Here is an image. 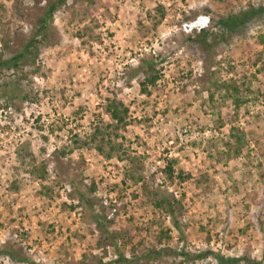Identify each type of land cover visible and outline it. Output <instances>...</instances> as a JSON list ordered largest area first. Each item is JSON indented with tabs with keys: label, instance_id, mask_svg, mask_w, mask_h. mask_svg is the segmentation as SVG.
I'll return each instance as SVG.
<instances>
[{
	"label": "rangeland",
	"instance_id": "rangeland-1",
	"mask_svg": "<svg viewBox=\"0 0 264 264\" xmlns=\"http://www.w3.org/2000/svg\"><path fill=\"white\" fill-rule=\"evenodd\" d=\"M46 1L0 0V59ZM199 13L207 31L179 28ZM52 27L53 44L0 67V264H264V0H66ZM202 33L207 50L188 40ZM24 148L35 163L21 168Z\"/></svg>",
	"mask_w": 264,
	"mask_h": 264
},
{
	"label": "trees",
	"instance_id": "trees-1",
	"mask_svg": "<svg viewBox=\"0 0 264 264\" xmlns=\"http://www.w3.org/2000/svg\"><path fill=\"white\" fill-rule=\"evenodd\" d=\"M66 0H47L43 5L37 7V10L39 11L38 16L35 17V23H34V29L32 31L31 36L27 39L25 44L21 47V50H19L16 54H14L12 57H9L7 59H0V67L6 66L8 68H15L19 66V58H21L24 54V52H28L29 48L37 47V44L41 43H47V44H53L55 42V37L53 35V29L52 22H53V15L54 12L58 9L60 5H62ZM255 14L256 9H252L250 11L243 12L241 16L238 15H229L228 17H225L224 19L220 20V26L221 27H233L237 23L243 22L244 20H247L249 17V13ZM1 18V14H0ZM208 29L201 30L199 32H205ZM205 35L202 34H196L194 36L189 35L188 40L190 42H194L198 40V42L202 45V48L204 50H207L209 45L207 44L206 40L204 38H200ZM200 38V39H199ZM49 39V40H48ZM263 46H264V39L261 40ZM1 58V57H0ZM147 75L145 76L144 80L141 82L142 90H146V83H154L157 79V74L153 73L152 70H154L153 62L151 60H147ZM224 87V86H223ZM222 88V87H221ZM226 89V98L230 99V101L233 103L234 107L238 108L243 101H245L240 95H239V88L238 86L233 83V85H227L225 87ZM106 112L109 114L111 119L115 122V125L117 128L119 127H125L128 124V108L122 103L120 100H109V102L106 105L105 108ZM229 136L234 139L235 147L233 149L234 154H239L242 152V150L246 146V140L244 139V133L243 131H240L239 129L235 127H231ZM17 161L19 162V165H21V168H24L23 166L26 164L34 165L35 158L34 154L30 149L24 148L23 151H17ZM18 167H14L13 173L16 172ZM41 172H45V167H41ZM17 173V172H16ZM15 173V174H16ZM165 173L168 178L173 177V170L170 165H167L165 168ZM179 180H182L186 177H182L181 173L178 174ZM16 177L14 178L13 182H11V190H16L18 185L16 183ZM158 204V203H157ZM160 204V203H159ZM207 252H201L198 254L199 257L206 256ZM213 254V257L215 258L217 264H236L240 260H243L246 262V264H262V262L255 260L254 258H245V257H230V256H224L220 253H211ZM24 258V259H23ZM13 260H27L25 257H21L20 259H14Z\"/></svg>",
	"mask_w": 264,
	"mask_h": 264
},
{
	"label": "built area",
	"instance_id": "built-area-1",
	"mask_svg": "<svg viewBox=\"0 0 264 264\" xmlns=\"http://www.w3.org/2000/svg\"><path fill=\"white\" fill-rule=\"evenodd\" d=\"M211 17L207 13H199L192 19L186 20L180 24V29L185 33L201 31L211 27Z\"/></svg>",
	"mask_w": 264,
	"mask_h": 264
}]
</instances>
